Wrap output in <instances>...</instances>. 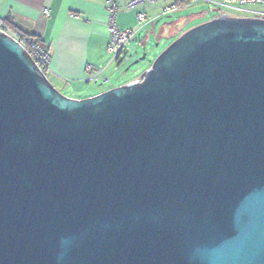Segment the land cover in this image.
Wrapping results in <instances>:
<instances>
[{"label":"water","instance_id":"95a60500","mask_svg":"<svg viewBox=\"0 0 264 264\" xmlns=\"http://www.w3.org/2000/svg\"><path fill=\"white\" fill-rule=\"evenodd\" d=\"M0 264H264V17L82 98L0 29Z\"/></svg>","mask_w":264,"mask_h":264},{"label":"crops","instance_id":"0c3cea01","mask_svg":"<svg viewBox=\"0 0 264 264\" xmlns=\"http://www.w3.org/2000/svg\"><path fill=\"white\" fill-rule=\"evenodd\" d=\"M163 3L166 1L157 2L159 7ZM152 4H143L142 9ZM155 16H149L147 21ZM0 21L17 35L40 37L50 55L48 74L58 84L77 90L68 96L82 98L98 93L85 89L82 78L86 63L103 67L110 57L105 50V0H0ZM116 21L121 27L134 26L135 10L120 4Z\"/></svg>","mask_w":264,"mask_h":264},{"label":"rangeland","instance_id":"374dc122","mask_svg":"<svg viewBox=\"0 0 264 264\" xmlns=\"http://www.w3.org/2000/svg\"><path fill=\"white\" fill-rule=\"evenodd\" d=\"M165 1L170 3L174 0ZM248 8L264 10V3L250 4ZM159 10L157 3L144 7L147 20L151 15L157 16L143 24L135 37L126 43L124 57L107 62L102 71L107 76V80L85 82V89H95L99 92L136 79L174 37L195 24L217 16L216 11L206 1H193L167 13L160 14ZM143 52L145 53L144 58L130 64L134 59L140 57ZM47 77L63 94L68 96L70 93H77V90H72L70 85L58 84L49 74Z\"/></svg>","mask_w":264,"mask_h":264},{"label":"built area","instance_id":"2783aa9c","mask_svg":"<svg viewBox=\"0 0 264 264\" xmlns=\"http://www.w3.org/2000/svg\"><path fill=\"white\" fill-rule=\"evenodd\" d=\"M162 1L163 0H105L107 30V43L105 50L110 56L108 62L125 56L126 43L133 39L141 26L147 22V17L142 9V5ZM193 1H206L207 3H210L212 8L216 11L217 16L264 17V10L248 8V5L264 3V0H191V2ZM120 4L128 9L135 10L136 24L134 26L121 27L117 24L116 15ZM177 7L178 5L174 1L163 3L159 7V13H167ZM43 10L47 13L46 8H43ZM0 29L16 39L41 71L47 76L48 72L51 70L49 65L50 55L48 50L42 45L40 37L37 35L19 36L8 29L2 21H0ZM103 68L104 66L96 67L92 64L86 63L84 65L85 73L82 79L85 82L106 81L107 76L102 73Z\"/></svg>","mask_w":264,"mask_h":264},{"label":"trees","instance_id":"16d2710c","mask_svg":"<svg viewBox=\"0 0 264 264\" xmlns=\"http://www.w3.org/2000/svg\"><path fill=\"white\" fill-rule=\"evenodd\" d=\"M178 7L189 4L191 0H174ZM19 36H28V35H19Z\"/></svg>","mask_w":264,"mask_h":264}]
</instances>
